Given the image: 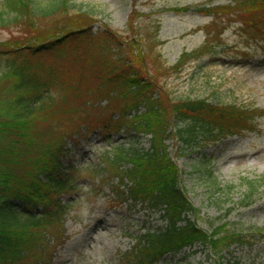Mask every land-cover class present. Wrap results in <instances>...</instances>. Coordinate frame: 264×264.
<instances>
[{
    "label": "trees",
    "instance_id": "trees-1",
    "mask_svg": "<svg viewBox=\"0 0 264 264\" xmlns=\"http://www.w3.org/2000/svg\"><path fill=\"white\" fill-rule=\"evenodd\" d=\"M74 1L3 3L1 23L18 24L27 37L0 44V264H51L68 210L58 195L73 190L62 163L67 144L84 132L95 133L101 129L97 125L113 132L127 127L151 137L148 151L120 146L105 164L108 173L129 181L132 200L162 207L167 214V226L143 236L123 264H158L196 246L223 259L234 245L248 243V236L224 227L208 234L198 219H189L197 211L180 186L181 171L166 143L176 138L193 147L252 132L264 110L202 99L171 102L159 85L170 69L137 54L141 40H127L110 30L95 32L92 15L82 8L76 11ZM233 3L197 7L196 12L217 18L239 11L237 17L247 27H264V0ZM167 11L181 14L190 8ZM134 22L129 21L132 33ZM66 59L68 63L59 65ZM104 99L120 108L118 118L97 124L88 104ZM173 121L187 126L171 131ZM246 186L245 207L259 197L260 185L248 181Z\"/></svg>",
    "mask_w": 264,
    "mask_h": 264
},
{
    "label": "rangeland",
    "instance_id": "rangeland-1",
    "mask_svg": "<svg viewBox=\"0 0 264 264\" xmlns=\"http://www.w3.org/2000/svg\"><path fill=\"white\" fill-rule=\"evenodd\" d=\"M233 2L75 0L74 4L76 11L82 8L92 15L95 32L110 30L127 40H141V50L136 53L151 56L170 69L159 85L171 102L202 99L261 111L264 27H247L237 17L239 11L217 18L196 12L197 7H232ZM3 3L0 0V44L25 41L27 33L18 24L1 23ZM175 7H189L190 11H167ZM133 18L134 33L129 26ZM184 55V65L172 71ZM68 62L60 60L59 65ZM147 72L152 75L151 69ZM90 103L87 112L97 117V124L118 118L120 108L109 100ZM140 111L145 112L143 107ZM253 125L252 132L218 142L186 147L178 139L169 138L166 143L181 171L180 186L197 211L189 219H198L199 227L208 234L224 227L248 236V243L234 245L222 254L223 259L196 246L158 264H264V117L255 118ZM97 126L101 129L95 133L84 132L81 138L68 141L62 163L73 190L58 195L68 210L63 240L55 248L51 264H123L143 236L167 226L164 209L132 200L127 191L129 181L108 173L105 164L109 154L120 146L148 151L151 137L127 127L113 132ZM186 126L173 121L170 129L177 131ZM248 181L259 183V197L245 207L242 202L249 194ZM54 240L53 248L57 245Z\"/></svg>",
    "mask_w": 264,
    "mask_h": 264
},
{
    "label": "bare ground",
    "instance_id": "bare-ground-1",
    "mask_svg": "<svg viewBox=\"0 0 264 264\" xmlns=\"http://www.w3.org/2000/svg\"><path fill=\"white\" fill-rule=\"evenodd\" d=\"M108 217H110V216H108ZM130 218L133 219V217H130ZM106 220H107V218L103 219L102 224L105 223Z\"/></svg>",
    "mask_w": 264,
    "mask_h": 264
}]
</instances>
